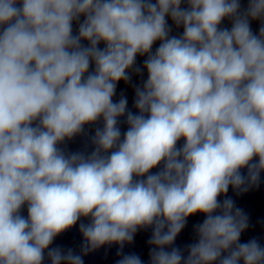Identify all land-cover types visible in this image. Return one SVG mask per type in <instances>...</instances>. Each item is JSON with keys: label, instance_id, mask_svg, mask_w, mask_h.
Here are the masks:
<instances>
[{"label": "clouds", "instance_id": "9594fccd", "mask_svg": "<svg viewBox=\"0 0 264 264\" xmlns=\"http://www.w3.org/2000/svg\"><path fill=\"white\" fill-rule=\"evenodd\" d=\"M145 70L134 112L114 96ZM101 119L91 154L59 147ZM262 172L264 0H0V264H84L105 245L144 264L123 250L147 229L148 264H264L227 195ZM78 222L80 253L52 247Z\"/></svg>", "mask_w": 264, "mask_h": 264}]
</instances>
